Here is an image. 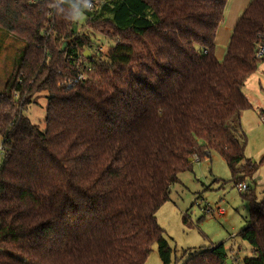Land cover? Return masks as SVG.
Returning a JSON list of instances; mask_svg holds the SVG:
<instances>
[{
  "label": "trees",
  "instance_id": "16d2710c",
  "mask_svg": "<svg viewBox=\"0 0 264 264\" xmlns=\"http://www.w3.org/2000/svg\"><path fill=\"white\" fill-rule=\"evenodd\" d=\"M36 1L0 0V29L25 44L0 93V264H145L155 244L171 264L157 214L190 160L218 154L238 189L257 171L241 120L262 59L264 0L240 16L223 60L229 0H96L86 28L113 41L105 57L52 0ZM79 67L88 82L67 87ZM42 93L43 131L23 111ZM243 197L238 237L252 257L219 244L184 264H264V199Z\"/></svg>",
  "mask_w": 264,
  "mask_h": 264
},
{
  "label": "rangeland",
  "instance_id": "374dc122",
  "mask_svg": "<svg viewBox=\"0 0 264 264\" xmlns=\"http://www.w3.org/2000/svg\"><path fill=\"white\" fill-rule=\"evenodd\" d=\"M225 17L226 22L221 27L216 41V55L220 60H223L227 48L220 35L221 31L229 26L227 14ZM86 23L87 17L83 15L76 22V28L88 35L95 44L94 49H100L102 57H105L114 46L113 41L105 39L99 32H90ZM105 31L115 34L111 28ZM24 49V42L14 34L0 29V93L4 92ZM244 94L252 106V109L243 113L241 120L242 130L247 138L245 156L258 167L245 183L263 200L264 57L256 74L248 80ZM46 97L45 93L36 96L32 103L23 109L25 116L42 131L45 130ZM2 143L0 137V147ZM0 160L4 161V155L1 153ZM208 161H194L192 170L179 176L180 183L173 187L170 201L164 204L157 214V222L164 232V239L173 250L171 264H184L193 252L207 250L219 244H225L228 250L232 248L240 260L252 257L250 245L238 237L247 226L249 217V203L243 197L245 192L235 188L232 173L221 156L212 154L211 161ZM210 209H223L226 215L220 217L205 213ZM145 264H163L156 244L153 245Z\"/></svg>",
  "mask_w": 264,
  "mask_h": 264
},
{
  "label": "built area",
  "instance_id": "2783aa9c",
  "mask_svg": "<svg viewBox=\"0 0 264 264\" xmlns=\"http://www.w3.org/2000/svg\"><path fill=\"white\" fill-rule=\"evenodd\" d=\"M31 3L32 4H37V3H39V1L32 0ZM96 3H97V1L93 0L94 7L92 8V10L95 8ZM257 56H258V58H263L264 57V46H262L259 49V52H258ZM78 70H79L78 75L75 78H73L72 80H70V81H68L66 83L67 87H72V86H74L76 84H80V83L83 84V83L88 82L87 73L82 72L80 67L78 68ZM88 72H91V69H89ZM263 122H264V119H263ZM0 153L4 155V150H3L2 146L0 147ZM211 158H212V154L210 152L206 151L204 153V161H208ZM193 161H196L197 163L201 162L200 159L197 156H195L193 158ZM2 163L3 162L0 160V167H1ZM239 189L241 190V192H246V191L249 190V186L247 184H242V185L239 186ZM205 213L212 214L213 216L219 215L220 217H224L226 215V212L223 209H218L216 211L215 210L213 211V210L210 209V210H206Z\"/></svg>",
  "mask_w": 264,
  "mask_h": 264
},
{
  "label": "clouds",
  "instance_id": "9594fccd",
  "mask_svg": "<svg viewBox=\"0 0 264 264\" xmlns=\"http://www.w3.org/2000/svg\"><path fill=\"white\" fill-rule=\"evenodd\" d=\"M75 7L70 4L68 7L71 10L65 12L63 10L62 0H52L48 7L55 10V12L61 16L65 21L77 22L86 12L91 11L94 7L93 0H74Z\"/></svg>",
  "mask_w": 264,
  "mask_h": 264
},
{
  "label": "crops",
  "instance_id": "0c3cea01",
  "mask_svg": "<svg viewBox=\"0 0 264 264\" xmlns=\"http://www.w3.org/2000/svg\"><path fill=\"white\" fill-rule=\"evenodd\" d=\"M250 2H251V0H229L228 5L226 7V11H225V14H227V21H228L229 26L227 29L224 28L223 31H221V33H220V35H222L223 42L226 43V46L228 45L229 39H230L231 34L233 32V28L235 27L238 19L243 14V12L245 11V9L247 8V6L249 5ZM225 22H226V17H225L224 24H225ZM224 24H223V26H224ZM218 38H219V34H218ZM211 159H210V161H211ZM207 162H209V161H207ZM234 255H235V253H234Z\"/></svg>",
  "mask_w": 264,
  "mask_h": 264
},
{
  "label": "water",
  "instance_id": "95a60500",
  "mask_svg": "<svg viewBox=\"0 0 264 264\" xmlns=\"http://www.w3.org/2000/svg\"><path fill=\"white\" fill-rule=\"evenodd\" d=\"M87 57H90V56L87 55ZM192 161H193V160L191 159L190 162H192ZM227 264H232V263H231V260H228V261H227Z\"/></svg>",
  "mask_w": 264,
  "mask_h": 264
},
{
  "label": "bare ground",
  "instance_id": "6f19581e",
  "mask_svg": "<svg viewBox=\"0 0 264 264\" xmlns=\"http://www.w3.org/2000/svg\"><path fill=\"white\" fill-rule=\"evenodd\" d=\"M212 210V209H211Z\"/></svg>",
  "mask_w": 264,
  "mask_h": 264
}]
</instances>
